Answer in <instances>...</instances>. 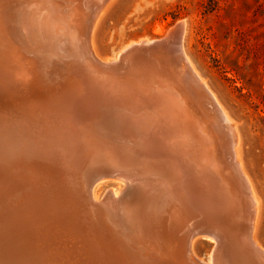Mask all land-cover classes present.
Listing matches in <instances>:
<instances>
[{"label": "bare ground", "instance_id": "1", "mask_svg": "<svg viewBox=\"0 0 264 264\" xmlns=\"http://www.w3.org/2000/svg\"><path fill=\"white\" fill-rule=\"evenodd\" d=\"M112 1L36 0L34 5L27 3L24 6L25 11L31 10V13L26 14L21 23L28 39L27 47H33L34 39L53 41L54 34L57 36L55 41L62 42V45L59 43L61 47L65 44L73 67L78 68L75 82L66 80L65 85L71 83L75 87L77 83L79 88L78 94L72 95L66 92V86L60 99L66 101L71 116L82 120L80 123L95 125L99 129V136H93L90 142L93 149L79 151L91 155L88 162L81 158L83 164L79 166L83 170L82 178H85L83 198L90 199L93 208L110 221L108 226L105 224L106 237H109H101L92 247L96 249L94 259L99 264H264V249L254 238L257 200L239 160L237 129L186 53V23H178L161 40L147 39L129 44L121 51L118 61L106 64L97 54L93 38L100 16ZM8 19L0 14V23L4 24L0 30L1 51L4 39L12 42L5 29ZM15 33H18L17 28ZM5 53L12 57L13 64H5L3 55L0 56V81L18 89L21 81L14 77H23L26 69L30 72L33 68L36 72V62L22 57L19 50ZM15 68L21 73L18 74ZM24 85L31 96L37 95L34 88L27 83ZM114 87L118 92L117 101L107 99ZM101 97L108 107L100 105ZM30 104L39 106L41 112L52 120L49 133L61 136L72 133L73 137L76 136L78 125L71 121L73 117L66 119L54 108L55 104L43 105L35 98ZM82 106L88 107L89 111H81ZM90 132V129L86 130L85 134ZM117 133L123 142L117 139ZM106 173L114 175L126 188H132L133 195H130L133 198L126 201L127 197L121 200L122 193L111 194L99 205L92 195L93 187ZM0 184L1 188H6V185ZM62 195L64 198L65 195ZM14 197H17L16 194ZM80 199L77 203L81 202ZM14 203H4V200L0 203V254L4 253L5 258L0 264H68V257H64L66 250L63 252L62 246L57 248L47 244L39 250L41 256L37 254L45 234L49 236L45 240L52 238L51 224L47 226L45 221H32L31 214L23 212L25 208L20 210L22 203ZM55 204L58 206L55 208L61 211L59 203ZM39 205L36 207L39 208ZM75 205L68 204L72 213ZM37 208L34 206L33 209ZM68 212L70 216H65L72 219L73 214ZM201 237L210 239L215 245L209 263L200 259L194 250L196 240ZM235 251H241L243 258L236 260L233 256Z\"/></svg>", "mask_w": 264, "mask_h": 264}, {"label": "rangeland", "instance_id": "2", "mask_svg": "<svg viewBox=\"0 0 264 264\" xmlns=\"http://www.w3.org/2000/svg\"><path fill=\"white\" fill-rule=\"evenodd\" d=\"M17 1L0 0V14L6 19L9 17V23L5 29L10 39L12 37V42L4 39L3 44H1L3 51L0 50V56L2 57L3 55V61L7 62L5 64L12 65V57L9 56V58L5 52L11 54L12 51L19 50L20 54L23 55L22 57L27 59L29 57V60L36 62V72H34L33 68L30 72L26 69L23 72L25 74L23 77H14L15 80L21 81V85L20 83L17 84L18 86L20 85L18 89L17 87L3 85L2 81H0V113H2L0 114V183L6 185V188L4 186H2L3 188L0 187V203L3 200L4 203H9L10 201V204L13 203L12 205L15 204L14 202L22 203L20 204V208L22 207L20 210L23 211L25 208L23 212L28 215L31 214L30 218L31 220L33 219L32 221L36 219L38 223H44L42 221H45L47 226L51 224L52 238L45 240V238L49 237L45 234L41 246L37 249L39 256H41L39 250L50 244L52 246L55 245L57 248L62 246L63 252L66 250L64 257H68V264H99L94 259L95 256H93L96 253V249L92 247H95V243H98L101 237L105 239L109 237H106L107 227H105V224L108 226L110 221L93 208L90 199L83 198L85 178H82L81 172L83 170L81 164H83V161L88 162L90 160L88 158L91 155L87 156V153L79 152L91 150L90 142H92L93 136H99V129L95 125L80 123L82 120L77 116H71L72 114L67 108L66 101L60 99L61 92L65 90L66 86H68L66 92L72 95L78 94L79 88L77 83H75V87H72L73 84H71L76 80L75 71L78 68L73 67L69 54L66 53L65 44L62 48V42H56L57 36L54 34L52 38L54 42L50 39H46L48 42L34 39L35 44H32L33 47H27L25 44H27L26 40L28 39L25 37L24 25L21 23L31 13V10L29 12L25 11L27 3L28 5H34L33 3L36 0ZM113 1L109 4L110 7L100 16L95 26L93 38L94 48H96L97 54L106 64L111 63L109 61H118L121 51L127 48L129 44L147 39L153 41L161 40L164 38L163 35L168 33L178 23H186L184 38L186 53L196 71L216 95L237 129L239 160L251 182L257 200L258 216L255 223L254 238L259 246L264 249V0ZM54 2H58V0H54ZM47 11H51V9H47ZM13 17L18 19L21 17L22 19L18 21V19H13ZM2 25L4 24L0 23V30ZM16 28L18 33H15ZM50 43L51 46L49 47ZM48 47L50 50H48ZM51 49H53V52ZM58 53L61 57L62 55L65 56L60 59ZM53 58L55 59L53 60ZM16 68L15 70L20 74L21 71ZM66 80L71 83L65 85ZM24 83L34 88L37 95L31 96L27 92L26 87H24ZM117 93V88L114 87L107 95V99L117 101L118 98H115ZM33 98L43 105L55 104L54 108L58 109L66 119L73 117L71 121L78 125L76 136L73 134V137L72 133H67L65 136L64 134L61 136L49 133L48 129L50 130L52 127V120L41 112L39 106L30 104ZM99 103L101 106L104 105L103 107H108L102 97L99 99ZM50 108H53V106ZM81 111L86 113L89 108L82 106ZM24 116H26V119ZM89 129L91 131L89 135L85 134L86 130ZM119 135L118 133L115 134L118 137L117 139L123 142L120 138L121 135ZM78 139H81V141L77 142ZM23 141L25 142L23 143ZM1 151H3V154ZM15 162L18 163L16 164ZM121 184L120 181L115 179L114 175L106 173L93 187L92 195L99 205L111 194L118 195L122 193L120 196L123 199L120 198L121 200H124L125 197H127L126 201L127 199H132L133 197L130 195L132 194L130 190L132 188L128 187V189L124 184ZM27 186H30L29 189ZM13 191H17V193ZM6 194L8 195L6 196ZM15 194L17 197H14ZM62 194L65 195L64 198ZM29 195L30 197H28ZM37 197L39 198L36 199ZM26 199L30 201L29 204L31 203L32 206L27 204L28 201ZM55 199H58V201ZM61 199L64 200L61 201ZM65 199L71 201L69 202L70 206L76 203L75 206L76 208L78 207L79 211L74 208V213H72V210H69L70 207H68L69 203H67L69 200ZM79 199L83 203L80 201L77 203ZM74 200H76L75 203L73 202ZM55 202L59 203L61 211L55 208L58 207ZM27 205L31 209L27 208ZM33 205L35 208L39 205L38 211L33 209ZM41 205L45 209H40ZM61 206L64 208L63 211ZM64 206L67 211H71L73 214L71 215L72 219L65 216V214L70 216V212L67 213ZM88 208L91 210H88ZM42 213H45V215L42 216ZM77 215L81 216L80 218L78 216L75 220ZM64 216L65 218L67 217L68 221L64 219ZM105 241L107 242V240ZM116 241L119 242L118 240ZM82 243L86 245L82 246ZM109 243L106 244L109 245ZM214 247L213 241L203 237L197 239L194 244L197 256L206 263L211 261V253ZM87 248L88 250H86ZM8 256L9 258L12 257ZM233 256L236 260L243 258L241 251H235ZM4 260V253L0 254V261Z\"/></svg>", "mask_w": 264, "mask_h": 264}, {"label": "water", "instance_id": "3", "mask_svg": "<svg viewBox=\"0 0 264 264\" xmlns=\"http://www.w3.org/2000/svg\"><path fill=\"white\" fill-rule=\"evenodd\" d=\"M163 42V41H162ZM164 44V43H163ZM165 46H167V45H165Z\"/></svg>", "mask_w": 264, "mask_h": 264}]
</instances>
